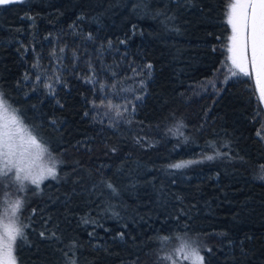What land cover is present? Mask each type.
<instances>
[{
  "label": "trees",
  "instance_id": "trees-1",
  "mask_svg": "<svg viewBox=\"0 0 264 264\" xmlns=\"http://www.w3.org/2000/svg\"><path fill=\"white\" fill-rule=\"evenodd\" d=\"M231 1L0 5V93L40 144L34 173H57L18 191L0 162L29 225L16 264H192L183 241L264 264V110L227 72Z\"/></svg>",
  "mask_w": 264,
  "mask_h": 264
},
{
  "label": "snow or ice",
  "instance_id": "snow-or-ice-1",
  "mask_svg": "<svg viewBox=\"0 0 264 264\" xmlns=\"http://www.w3.org/2000/svg\"><path fill=\"white\" fill-rule=\"evenodd\" d=\"M15 2L17 0H0V5ZM226 23L231 26V35L225 45L227 60L231 61V76L244 78V82L251 85L252 91H258L259 98L264 100V0H233L229 5V11L226 13ZM149 67L151 66L149 65ZM13 111L16 110L13 109ZM26 135L30 147L40 149V144L36 138L27 134L17 117L9 113V106L6 105L2 93H0V148L7 150V155L10 156L15 147L14 141L17 139L24 141ZM30 156L32 159L27 163L18 162L15 164V180L20 181L21 174H23V179L30 180V183L39 189L44 179L48 177L56 179L57 173L54 168H41L39 173H34L35 160L39 157L33 152L30 153ZM205 159L210 161L214 157L206 156ZM197 162L176 163L170 167L180 169ZM4 168L7 170L4 172L5 176L12 173V168L9 167L8 163L4 164ZM259 178L264 180V175ZM108 186L112 187L111 185ZM34 214L35 210H33ZM27 227L29 225H23V231L20 233V238L23 241L27 240L25 233ZM39 235L45 237V232L41 231ZM55 236L56 233L51 232V237ZM120 236L123 237V233H120ZM15 242V237L11 238V242L0 240V264H16ZM183 246L188 249L192 264H203V257L197 248H193L187 241H183ZM207 251L210 252L211 249Z\"/></svg>",
  "mask_w": 264,
  "mask_h": 264
},
{
  "label": "clouds",
  "instance_id": "clouds-1",
  "mask_svg": "<svg viewBox=\"0 0 264 264\" xmlns=\"http://www.w3.org/2000/svg\"><path fill=\"white\" fill-rule=\"evenodd\" d=\"M15 147L12 149V155H7V150L0 148V162L8 163L12 168V173L15 175L16 163H27L32 159L30 156V145L27 140L14 141ZM17 181L16 188L18 191H25L30 180L23 179ZM24 202L19 197L9 194L7 197L0 195V240L11 242V238L16 240L20 237L23 231V224L21 221V211Z\"/></svg>",
  "mask_w": 264,
  "mask_h": 264
},
{
  "label": "rangeland",
  "instance_id": "rangeland-1",
  "mask_svg": "<svg viewBox=\"0 0 264 264\" xmlns=\"http://www.w3.org/2000/svg\"><path fill=\"white\" fill-rule=\"evenodd\" d=\"M233 2V0L231 1V3ZM230 3V4H231ZM229 4V5H230ZM229 11V6H228V10H227V12ZM230 29H231V26H230ZM230 35H231V33H230ZM230 65H231V61H229V60H227V66H228V69H227V72L229 73V74H231V70H230ZM9 113L10 114H13V115H15L11 110L9 111ZM16 116V115H15ZM17 117V116H16ZM17 119H18V121L21 123V121L19 120V118L17 117ZM21 126H22V128H24L25 129V127H24V125L21 123ZM27 131V134H29L30 135V133H29V131L28 130H26ZM25 140H27V135L25 136ZM30 151L31 152H33V153H36V154H38V157L39 158H37L36 160H35V164L39 161V159H40V149H35L34 147L33 148H31L30 149ZM3 165H4V163L3 162H1ZM1 167H0V169H2V165H0ZM3 172H6V171H3Z\"/></svg>",
  "mask_w": 264,
  "mask_h": 264
},
{
  "label": "water",
  "instance_id": "water-1",
  "mask_svg": "<svg viewBox=\"0 0 264 264\" xmlns=\"http://www.w3.org/2000/svg\"><path fill=\"white\" fill-rule=\"evenodd\" d=\"M257 94H258V97H259V93H258V91H257ZM259 100H260L261 106H262V108H263V110H264V100H261L260 98H259Z\"/></svg>",
  "mask_w": 264,
  "mask_h": 264
}]
</instances>
